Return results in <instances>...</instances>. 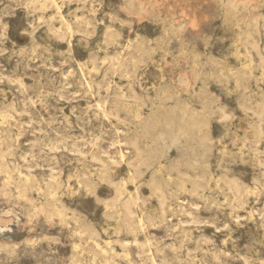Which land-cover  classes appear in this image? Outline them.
<instances>
[{"label": "rangeland", "instance_id": "obj_1", "mask_svg": "<svg viewBox=\"0 0 264 264\" xmlns=\"http://www.w3.org/2000/svg\"><path fill=\"white\" fill-rule=\"evenodd\" d=\"M0 264H264V0H0Z\"/></svg>", "mask_w": 264, "mask_h": 264}, {"label": "bare ground", "instance_id": "obj_2", "mask_svg": "<svg viewBox=\"0 0 264 264\" xmlns=\"http://www.w3.org/2000/svg\"><path fill=\"white\" fill-rule=\"evenodd\" d=\"M122 1V0H121ZM220 1V0H219ZM123 4V3H122ZM127 4V2H126ZM125 4V5H126ZM154 5V4H153ZM150 6V5H149ZM140 9V7H138ZM230 8V7H228ZM227 8V9H228ZM129 9V8H128ZM131 10V9H130ZM229 10V9H228ZM139 15V14H138ZM80 70V69H79ZM83 78V77H82ZM21 100V99H20ZM186 115V113H185ZM137 119L140 118V116H136ZM188 119H186L185 121H183V125L182 126H179L180 128H182V130L185 132V133H190V132H193V131H198V125L195 121H193L192 119H189V117H187ZM172 126V123L171 121L169 120H165V127H171ZM139 128V127H138ZM147 128L145 127L144 130H146ZM179 129V128H178ZM142 135V134H141ZM178 133L176 134H172V133H165V134H161V136L159 137V139L155 142H153L154 146L159 149V150H162L163 149V153L161 154V158H164L166 157V154H167V150H168V147H166L165 145V141L166 139H169V142H170V145L169 147H175L176 145L179 144V140H178ZM141 137V136H140ZM196 142V145L199 146V147H203V141L201 140H198L196 139L195 140ZM135 148H136V142H133L132 144ZM51 151V150H50ZM202 157V156H201ZM184 158V157H183ZM195 159V158H194ZM262 177V176H261ZM153 181V180H152ZM60 187V186H59ZM65 193V192H64ZM181 201V200H180ZM241 207V206H240ZM64 223V222H63ZM199 226V225H198ZM27 243V242H26ZM77 249V248H76ZM74 262V261H73Z\"/></svg>", "mask_w": 264, "mask_h": 264}]
</instances>
